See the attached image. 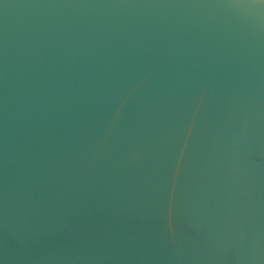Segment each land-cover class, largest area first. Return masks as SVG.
Segmentation results:
<instances>
[{
    "label": "water",
    "instance_id": "obj_1",
    "mask_svg": "<svg viewBox=\"0 0 264 264\" xmlns=\"http://www.w3.org/2000/svg\"><path fill=\"white\" fill-rule=\"evenodd\" d=\"M0 264H264V0H0Z\"/></svg>",
    "mask_w": 264,
    "mask_h": 264
}]
</instances>
